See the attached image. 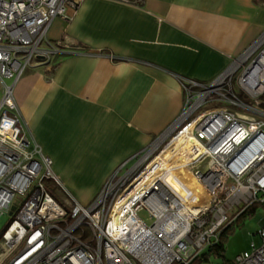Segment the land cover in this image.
<instances>
[{
    "label": "built area",
    "instance_id": "built-area-1",
    "mask_svg": "<svg viewBox=\"0 0 264 264\" xmlns=\"http://www.w3.org/2000/svg\"><path fill=\"white\" fill-rule=\"evenodd\" d=\"M80 1L0 0V215L20 197L1 233L0 264H189L247 205L264 202V30L211 80L179 78L177 117L89 204L66 196L65 207L48 187L66 193L51 158L26 136L13 89L34 60L68 47L50 42L48 28ZM164 152L181 158L205 197L180 191L158 158ZM256 234L259 243L230 264H264V224Z\"/></svg>",
    "mask_w": 264,
    "mask_h": 264
},
{
    "label": "crops",
    "instance_id": "crops-1",
    "mask_svg": "<svg viewBox=\"0 0 264 264\" xmlns=\"http://www.w3.org/2000/svg\"><path fill=\"white\" fill-rule=\"evenodd\" d=\"M264 30V0H81L47 32L13 95L64 196L89 204L178 115L179 78L207 82ZM1 95V88H0Z\"/></svg>",
    "mask_w": 264,
    "mask_h": 264
},
{
    "label": "rangeland",
    "instance_id": "rangeland-1",
    "mask_svg": "<svg viewBox=\"0 0 264 264\" xmlns=\"http://www.w3.org/2000/svg\"><path fill=\"white\" fill-rule=\"evenodd\" d=\"M166 154L167 153L164 152V154H160L158 158L162 160ZM176 161L177 160L175 159V163L173 165H177L178 163H180V161ZM53 185L54 184H51V191L53 192V194L57 197V199L62 205H64L65 207L68 206V203L63 201V188L61 186L57 187ZM19 198L20 197L18 195L14 198L10 211L0 215V244L2 242L1 233L10 221L12 217V212L17 207L18 201L20 200ZM139 215L144 218L145 221H148L145 211L139 212ZM262 224H264V205H258L254 213L249 216L247 215L245 218H243V220L239 221L238 223H234L231 226V230L229 231L224 240V259L232 260V258L236 254L240 253L243 250L249 249L251 241H254L255 244H258L259 237L256 232L262 226ZM222 261V257H214L212 254H210L209 262H206V264H219Z\"/></svg>",
    "mask_w": 264,
    "mask_h": 264
},
{
    "label": "bare ground",
    "instance_id": "bare-ground-1",
    "mask_svg": "<svg viewBox=\"0 0 264 264\" xmlns=\"http://www.w3.org/2000/svg\"><path fill=\"white\" fill-rule=\"evenodd\" d=\"M175 159L177 160L176 162L180 161V163H178L177 165H173L175 163ZM162 161L163 164L166 165L165 168L167 169L169 175L174 178V180H177L179 182V189L183 194H193L196 197L206 196L207 192L201 181L192 174L191 170L182 162L179 156L169 155L168 157V155H165Z\"/></svg>",
    "mask_w": 264,
    "mask_h": 264
},
{
    "label": "trees",
    "instance_id": "trees-1",
    "mask_svg": "<svg viewBox=\"0 0 264 264\" xmlns=\"http://www.w3.org/2000/svg\"><path fill=\"white\" fill-rule=\"evenodd\" d=\"M52 190L51 185H48ZM53 194V192L51 191ZM55 196V195H54ZM56 197V196H55ZM57 198V197H56ZM258 205H264V202L254 201L247 205L229 224L225 225L218 233L217 241L210 246H207L197 257H195L189 264H206L209 262V256L212 254L214 257H222L223 261L219 264H230L231 260L224 259V240L231 230V226L234 223H238L243 220L247 215H251L255 212ZM12 218V217H11ZM11 220V219H10Z\"/></svg>",
    "mask_w": 264,
    "mask_h": 264
}]
</instances>
